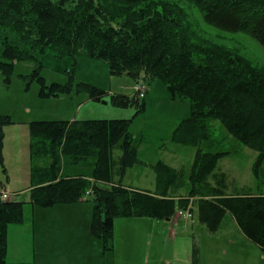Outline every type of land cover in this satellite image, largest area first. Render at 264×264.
<instances>
[{"label":"trees","instance_id":"1","mask_svg":"<svg viewBox=\"0 0 264 264\" xmlns=\"http://www.w3.org/2000/svg\"><path fill=\"white\" fill-rule=\"evenodd\" d=\"M205 20L231 32H245L264 44V0H189ZM8 32L17 35L14 39ZM0 71L7 83L18 62L31 61L20 74L28 89L40 84L41 97L86 93L93 101L134 107L130 118L32 120L30 155L41 164L30 170V200L3 199L0 193V264L9 261V227L25 223L27 205L52 207L89 201L90 234L105 250L114 248L116 218L170 220L177 209L191 212L216 232L231 214L245 236L264 253V192H228V177L217 170L229 151H206L210 120L218 119L239 141L257 151L253 170L259 180L264 162V66L225 45L196 35L185 9L173 0H0ZM69 57L65 83H47L44 56ZM79 57L105 61L113 75L139 81L162 80L173 99L190 102L189 117L179 121L172 142L196 148L189 171L164 160L152 163L154 191L124 183L138 162L131 125L145 109V96L110 93L88 82H75ZM15 123L0 112V167L6 174V126ZM119 149L120 154L115 155ZM93 159L89 172L79 169ZM44 162V163H43ZM3 186V182L0 180ZM192 264H201L197 246Z\"/></svg>","mask_w":264,"mask_h":264},{"label":"rangeland","instance_id":"2","mask_svg":"<svg viewBox=\"0 0 264 264\" xmlns=\"http://www.w3.org/2000/svg\"><path fill=\"white\" fill-rule=\"evenodd\" d=\"M179 3L186 11L187 18L196 35L207 38L213 42L236 49L239 54L251 60L254 64L264 66V44L255 37L245 32H231L209 24L201 10L189 0H173ZM14 39L17 35L8 32ZM3 45L0 44V59H2ZM73 60L69 57L58 58L54 53L47 52L44 56L42 75L47 83L53 81L65 83L69 80L67 69L73 67ZM34 62H18L11 75V82L7 83L4 74L0 71V112L9 114L15 123L6 126L4 138V157L7 173L0 167V180L5 187H0V193L5 190L7 199L18 201L30 200V170L35 164H41L30 155L31 133L28 123L32 120H54L73 118H130L135 113L134 107H119L111 102L98 103L89 99L86 93H73L60 97H41L40 84L33 81L27 89V82L20 74L32 71ZM75 82H88L107 91L135 94L136 82L127 75H113L105 61L79 57L75 65ZM143 82V79H141ZM146 84V83H145ZM145 96V109L139 113L132 122L131 131L134 141L138 145L139 159L141 162L130 167L125 175L124 182L147 190H154L157 174L151 164L161 159L169 165L189 171L193 163L196 148L172 142L173 131L184 118L191 113L190 102L187 99H173L165 83L160 79L149 80ZM210 138L203 143L206 151H229L222 157L217 170L224 171L228 177V189L234 192H264V162L260 169L259 180L253 166L257 158V151L246 146L231 134L218 119L210 120ZM120 154L116 148L115 155ZM44 163V162H43ZM93 159L79 168L89 172ZM2 195V194H1ZM88 208H92V197L89 196ZM60 205L41 207L27 205L25 208V223L12 224L9 229L10 253L9 258L16 255L21 259H32L34 264H181L166 256V260L152 261L145 255L139 259L122 261L124 255L130 254L133 247L140 243L139 240L147 239L146 233L136 228V221L122 218L115 219L116 246L112 250H105L101 240L90 235V223L86 218L85 205H70L71 212L79 219L76 224L66 223V218L57 215ZM55 208V209H52ZM59 208V209H58ZM80 214H75V209ZM190 210V208H188ZM63 210V209H62ZM180 209H177L176 215ZM191 211V210H190ZM193 217L187 219L180 217V222H192L193 228H198L195 240L199 243L203 263L213 264L217 250L210 247L220 246L221 264H264V254L259 247L251 245L250 241L239 230L237 233L225 224L231 222L237 225L231 214L224 218V224L214 234L204 227L198 218L197 210ZM56 217H55V216ZM72 215L71 218H74ZM92 215V214H91ZM71 216V215H70ZM179 216V215H178ZM186 217V218H185ZM74 218V220H75ZM59 219L65 221L61 223ZM79 223V224H78ZM170 223V222H169ZM172 223V222H171ZM34 226V229H33ZM208 231V232H207ZM53 232V233H52ZM170 232L165 227H160L156 233L159 240H168ZM177 233H181L177 231ZM233 233L237 236V246L226 244L228 236ZM163 237V238H162ZM37 244L34 247V241ZM142 241V240H141ZM171 241V240H170ZM125 246L123 247V244ZM224 243V244H223ZM234 244V245H236ZM34 247V250H32ZM198 247V246H197ZM199 249V248H198ZM30 255V256H29ZM233 258L226 262L227 258ZM224 257V258H223ZM8 258V257H7ZM24 261V260H23ZM168 261V262H167ZM218 263V257L215 259Z\"/></svg>","mask_w":264,"mask_h":264},{"label":"crops","instance_id":"3","mask_svg":"<svg viewBox=\"0 0 264 264\" xmlns=\"http://www.w3.org/2000/svg\"><path fill=\"white\" fill-rule=\"evenodd\" d=\"M90 100H92V99H90ZM98 103H100V102H98ZM102 104H107V103H102ZM126 185L130 186V187H133L135 189H139V190H147V189H143V188H140V187H137V186H134V185H130V184H126ZM3 186L5 187V185H3ZM3 186L0 184V187H3ZM147 191H154V190H147ZM76 204L77 205H85V208H84V212H85V215H86L85 219H88L89 223H90L91 216H92L91 215L92 214L91 206H90V208H88L86 205H89V204L86 203V201H81V202L76 203ZM76 204H74V205H76ZM59 207L61 208L60 209V213H62V215L59 214L57 216H59L61 218H66V220H65L66 223H68V224H73V223L76 224L77 222H79V219L75 218L76 216L73 215V213L71 212V208H68V207H70V205H60ZM52 209H55V208H52ZM74 209H75V214H80L78 209H76V208H74ZM72 215L75 218V220H74V218H71ZM180 217L181 216L180 215L178 216V214H177V216H174L170 220H160V219L148 218V217L122 218V219H124L123 221H125V220L136 221V225H135L136 228L134 226L132 227L131 234L132 233L135 234V231L137 233L138 230H140V231L142 230L144 233H146V236H147V239H144V237H143V239H141L142 241L139 240L140 243L136 244L135 247H133V249L131 250L130 254L126 253V255H124V257H123V258H126V259H122V261L123 260L124 261H128L129 259H135L137 256H139L138 257V259H139L141 256H143V254L145 252V255H148V257H151V255H152V261L154 263L158 262L159 260H166L165 257L169 256V257H171L174 260L173 261L174 263L178 261L181 264H192V261H193V248H194V246H198V248H199L198 250H200V246H201V245L199 246V243L196 242V240H195L196 238H195V235H194L198 231V228H193V223L189 222V221L188 222H184V224H182V222H180ZM232 218L234 219V221H235V223L237 225L233 226V224L231 222H228V223L225 224L224 230L226 229V225H227L229 227L228 228L229 230L232 229L233 232L237 233L239 230H237L238 228H236V227H239V225H238L236 219L233 216H232ZM187 219H189V218H187ZM59 220H60L61 223L65 222L62 219H59ZM201 224H202V227L207 229V227L203 223H201ZM223 224H224V220L222 222V225ZM160 227H165L170 232L169 233L170 234L169 235L170 238L168 240H159V238H158L156 233L158 232V229H160ZM9 229H10V227H9ZM33 229H34V226H33ZM239 229L243 233V231L241 230L240 227H239ZM194 230H196V232H194ZM177 231H179L181 233H177ZM216 232H210V233L214 234ZM243 235L245 236L244 233H243ZM236 237L237 236H234L233 233H231L228 236V240L226 241V244H229L230 246H237L236 243H238V241L237 242L235 241ZM116 240H117V236H116V238L114 237L115 246H116ZM248 241H250L251 245L253 244V245L259 247L257 244L253 243L251 240L248 239ZM36 244H37V242L35 240L34 241V247H35ZM218 244H220V246H221V243H218ZM218 244H217V247H215L214 245H210V247H212L213 249L218 251L216 253L217 254L216 258L218 257V263L221 264V259H222L221 255L222 254H221V251H220V246H218ZM234 244H236V245H234ZM124 246H125V243L123 244V247ZM34 247H33L32 250H34ZM260 250H261V248H260ZM9 251H10V243H9V247H8V256L7 257H8V260L12 261V262H19V261H23V260H24V262H27V261H32L33 262V261H35L34 258H36V255L33 252L32 253V259H30V257H29V259H21V257L18 256L17 251H16V255L13 258H9V253H10ZM200 254H201V251L199 252V256H200ZM232 258H233V256H231L230 258H227L226 262H229ZM215 259H214L213 264L217 263V261L215 262ZM200 261H201V263H203L202 256H200ZM170 264H173V263H170Z\"/></svg>","mask_w":264,"mask_h":264},{"label":"built area","instance_id":"4","mask_svg":"<svg viewBox=\"0 0 264 264\" xmlns=\"http://www.w3.org/2000/svg\"><path fill=\"white\" fill-rule=\"evenodd\" d=\"M134 87H135V91L138 92V96L140 98H143L145 96L146 92H147V89H148V87H146L145 82L139 81V82L136 83V85ZM1 194H2V198L3 199H6L8 197V193L5 190H3L1 192ZM178 215H180V216H186L189 219L193 217V214H192V212L189 209H187V210H180L178 212Z\"/></svg>","mask_w":264,"mask_h":264}]
</instances>
